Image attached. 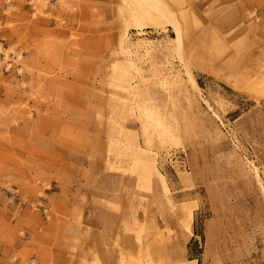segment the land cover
<instances>
[{
  "label": "rangeland",
  "instance_id": "1",
  "mask_svg": "<svg viewBox=\"0 0 264 264\" xmlns=\"http://www.w3.org/2000/svg\"><path fill=\"white\" fill-rule=\"evenodd\" d=\"M61 1L0 0V264H264V0Z\"/></svg>",
  "mask_w": 264,
  "mask_h": 264
},
{
  "label": "bare ground",
  "instance_id": "2",
  "mask_svg": "<svg viewBox=\"0 0 264 264\" xmlns=\"http://www.w3.org/2000/svg\"><path fill=\"white\" fill-rule=\"evenodd\" d=\"M47 1L48 0H39L38 3L40 5L37 6L38 7L37 10H39V12L45 13L43 10L45 7H47ZM173 1L180 6H185L189 3L188 0H173ZM61 2L65 4V0H62ZM133 3H134L133 11H136V14L134 15L135 16L134 20L136 22V26H138L140 30L148 27L151 24L160 23V21L164 19L176 33L177 40L179 41V43H182L183 36L187 34L190 29H193L194 27L196 28L199 27L198 19L196 18L195 15H193L191 11L187 9V7L182 10V14L180 15V19H179V17L175 16V13L172 10H169L167 4L163 0H133ZM174 40L176 41V38ZM220 45H221V40L219 39V37H216V39L212 41L211 48H213V50H215L216 52H219L220 47H215V46H220ZM130 63L133 67L138 69L137 64H135L132 59L130 60ZM187 74L190 78L193 87L197 90H200V87L194 77V74L188 68V66H187ZM126 84H127V80L123 78L121 81V85L125 86ZM137 162L139 163V161ZM144 166H145V171L150 176L158 177L161 180L165 191L168 192V186L166 184L165 177L158 170L156 161L154 159L153 160L147 159ZM254 171L256 173V177L258 178V181L262 189L264 190V185L261 182L257 169H255ZM185 214H186L187 229L190 232V234H192L193 214L191 211L188 210L187 211L185 210ZM191 263L196 264L195 262H191Z\"/></svg>",
  "mask_w": 264,
  "mask_h": 264
}]
</instances>
